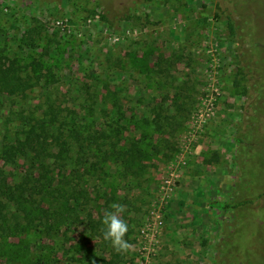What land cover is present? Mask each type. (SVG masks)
<instances>
[{
  "label": "rangeland",
  "instance_id": "rangeland-1",
  "mask_svg": "<svg viewBox=\"0 0 264 264\" xmlns=\"http://www.w3.org/2000/svg\"><path fill=\"white\" fill-rule=\"evenodd\" d=\"M38 62V85L0 92V157L50 105L61 136L0 264H264V0H0V64ZM113 203L127 252L103 238Z\"/></svg>",
  "mask_w": 264,
  "mask_h": 264
},
{
  "label": "trees",
  "instance_id": "trees-1",
  "mask_svg": "<svg viewBox=\"0 0 264 264\" xmlns=\"http://www.w3.org/2000/svg\"><path fill=\"white\" fill-rule=\"evenodd\" d=\"M42 68L43 70H38ZM34 70L38 73L35 74L36 76H30L31 74L28 71V74L23 75L17 71L14 66L0 64V92L9 95L25 93L38 85L43 76L46 75V72H51V70H46V67L42 66L39 62L36 64ZM50 108L51 115L48 119L40 120L38 123L39 126H37L36 129L28 131L24 139L16 138L13 141L7 142L2 149L0 158L3 160L5 166L17 165L21 159H24L27 170L23 172L20 170V172L24 173L20 181L11 183L5 166L0 167V233L7 230L11 231L12 229L16 230L22 224L23 219L26 220L27 224L33 223L34 213L31 210H25L27 209L25 204L29 201L31 203L39 201L40 203V200L44 202L45 199L49 198L45 193L40 198H34V192L36 190L34 181L36 180L33 176L35 174L33 170L39 162L38 159L49 150L50 137H56L57 139V137L60 138L61 136L60 132H57V135H54L52 132L58 125L59 113L57 111L55 112L53 105H50ZM78 125L84 128L86 127L85 124ZM75 127L76 125L72 128ZM76 132L79 133V131ZM80 136L84 140H89L91 143H97V139L99 140L100 137H105V134L103 132H101L100 135L83 133L80 134ZM70 147L59 148L56 155H58V157L67 156ZM29 167L32 168V172L31 169L29 170ZM249 202L253 203V198L252 201L249 199L243 203L246 205ZM214 204L223 210H230L239 205H244L242 202L230 204L218 201L214 202ZM22 212L24 214H21ZM43 213L46 215L47 211ZM9 214H11V216H9Z\"/></svg>",
  "mask_w": 264,
  "mask_h": 264
},
{
  "label": "clouds",
  "instance_id": "clouds-1",
  "mask_svg": "<svg viewBox=\"0 0 264 264\" xmlns=\"http://www.w3.org/2000/svg\"><path fill=\"white\" fill-rule=\"evenodd\" d=\"M111 211L104 213L102 224L105 226L103 231V238L106 241H111L113 248L117 252H127L132 245L125 239L128 232V224L122 218V213L126 211V205L121 203H113Z\"/></svg>",
  "mask_w": 264,
  "mask_h": 264
},
{
  "label": "built area",
  "instance_id": "built-area-1",
  "mask_svg": "<svg viewBox=\"0 0 264 264\" xmlns=\"http://www.w3.org/2000/svg\"><path fill=\"white\" fill-rule=\"evenodd\" d=\"M215 114V110H214V107L213 105H208L207 107V112H206V116H211V115H214ZM204 115V114H202ZM162 224V221H158V225H161Z\"/></svg>",
  "mask_w": 264,
  "mask_h": 264
},
{
  "label": "crops",
  "instance_id": "crops-1",
  "mask_svg": "<svg viewBox=\"0 0 264 264\" xmlns=\"http://www.w3.org/2000/svg\"><path fill=\"white\" fill-rule=\"evenodd\" d=\"M238 203H240V202H238ZM234 204H237V203H234ZM247 205H248V206H251V205H252V203H251V202H249L248 204H246V206H247ZM239 206H241V205H239ZM239 206H238V207H236V209H237V208H239Z\"/></svg>",
  "mask_w": 264,
  "mask_h": 264
}]
</instances>
